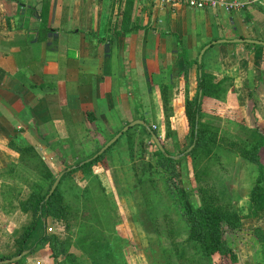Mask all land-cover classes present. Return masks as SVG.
<instances>
[{"label":"rangeland","instance_id":"1","mask_svg":"<svg viewBox=\"0 0 264 264\" xmlns=\"http://www.w3.org/2000/svg\"><path fill=\"white\" fill-rule=\"evenodd\" d=\"M262 58L263 61L255 66V58L246 51L232 66L221 62L215 73L206 70L216 76H226L234 70V76L230 75L231 78L223 85L222 97L227 107L241 108L248 122V129H245L225 114L209 113L205 120L214 129L218 128L223 138L246 142L251 138L249 129L255 128L257 123L264 126V86H255V79L264 70ZM173 64V78L178 85L176 94L180 97L183 87H187L193 96L198 81L194 70L186 78L181 75V62L176 60ZM163 82L154 89L159 94L162 86L168 85V81ZM135 92V101L131 99L124 103L127 109L123 112L125 118L108 121L106 125V119L97 113L101 125L97 122L99 126L91 128L88 133L80 125L73 129L76 131L72 130L73 133L70 129L56 135L51 127L54 124H41L38 128L27 116L28 125L16 129L14 135H10V141L0 134L1 254L13 255L15 240L32 220L31 213L21 208V202L29 197L35 186L47 189L50 185L38 165L37 155L58 176L61 171L75 167L78 161L100 149L120 124L141 119L137 118L139 115L146 116L148 125L157 126L153 129L174 156L181 154L178 151L186 144L185 109L184 103L173 98L175 90L167 91V104L163 94L161 100L156 101L153 91L146 93V89L141 87ZM82 121L88 122L89 127L92 125L87 114ZM140 132L137 127L129 136L122 138L89 174L78 171L59 182L66 202L75 214H72L70 223L50 220L46 231L70 240L79 264H212L210 258L202 257L199 245L189 239L190 226L185 210L187 206L196 208L203 202L213 201L221 208L227 207L242 215V227L231 232L230 237L238 249L240 263L257 264L255 253L259 245L253 228L264 227V210L257 216H248L251 214V189L259 174L257 165L241 156L236 149L228 150L221 146L217 158L208 163L209 173L198 174L206 160H195L188 152H183L177 165L181 189L178 192L169 187L170 175L162 165L163 158L157 152L154 139H147L146 145L141 144ZM131 140L134 141L133 152L130 150ZM24 146L35 147L33 152L36 154L21 158L19 147ZM143 164L154 167V171H147L143 176L148 187L142 186L141 182ZM182 193L187 196L183 197ZM92 241L98 253L90 255L82 246ZM259 258L257 252V260ZM60 260L62 264L68 263L65 259ZM54 262L50 248L45 247L25 257L21 264Z\"/></svg>","mask_w":264,"mask_h":264},{"label":"crops","instance_id":"2","mask_svg":"<svg viewBox=\"0 0 264 264\" xmlns=\"http://www.w3.org/2000/svg\"><path fill=\"white\" fill-rule=\"evenodd\" d=\"M42 9L52 30L40 34L39 44ZM238 38L264 41V4L226 12L160 0H0V134L10 141L28 125L27 116L38 128L54 124L56 135L77 126L88 133L92 125L82 121L88 112L106 125L120 121L136 90L161 100L154 89L163 81L175 84L173 62L183 69L179 55H200L207 45V71L215 73L221 62L232 66L246 51L255 66L263 61L264 45ZM255 80L264 86V70ZM173 90L177 98L178 87Z\"/></svg>","mask_w":264,"mask_h":264},{"label":"trees","instance_id":"3","mask_svg":"<svg viewBox=\"0 0 264 264\" xmlns=\"http://www.w3.org/2000/svg\"><path fill=\"white\" fill-rule=\"evenodd\" d=\"M131 1L134 0H128V2ZM128 14L129 5L126 9L125 15ZM51 30L52 28L47 25L45 12H43L42 9L40 20L39 22L37 21L36 43H42L43 39L40 37L41 33L46 32L48 34ZM254 46L263 47L256 44ZM179 56L183 58V69L181 75L188 78L192 68L195 66L197 70L196 77L198 81L197 89L193 96H190L189 89L187 87H183L181 96L175 99L177 102L184 103L183 107L185 109L184 124L186 128V142H184L186 144L181 147L178 152L187 153L188 148L195 144L192 150L188 152V155L192 156L195 160L199 159L198 161L206 160L205 165L202 166L198 174L209 173L208 163L214 161L215 158H217L218 154L220 153L219 147L221 146H224L228 150L236 149L241 156H244L251 162L255 163L258 167L259 174L255 185L251 189L249 203L251 214L248 216H257L261 211L264 210V126L260 123H257L255 128L249 129L251 131V138H249V140L246 142L238 143V139L231 141L228 137L223 138V135L220 134L219 129H214V127H212V125L205 120V117L208 116L209 113L218 116L225 114L229 119L236 121L243 128L248 129V122L242 109L238 107H227L222 97L224 93L223 85L231 77L225 76L221 78L220 76L208 73L205 70L204 61L199 63V54H197L195 57L184 54H180ZM200 70H202L201 75L199 72ZM176 86L178 87V85L174 83H170L168 85L164 84L162 86V94L166 104L169 103L167 91L172 90ZM141 117V119L146 120L145 115H141ZM88 119L92 124V127L88 129L89 132L91 128L95 129L97 126L101 125L93 112H88ZM97 122H99V125ZM129 123L130 121L126 122L122 127ZM122 127L118 128V130L109 137L106 136L107 139L105 142H103L102 147L111 138H113L122 129ZM137 127L141 131V144L146 145L147 139L153 140V134L157 135L156 130H154L151 125H134L103 154L86 161L92 158L102 148L101 147L92 155L78 161L75 167L61 171L64 172L61 178V183L72 173L81 171L85 174H89L92 172L95 166L105 159L106 155L111 151V149L114 148L122 140V138L129 136L133 129ZM41 136L44 137L45 135L41 134ZM12 143L13 142H11V144ZM133 144L134 141L131 140L130 150L132 152L134 149ZM163 146L166 151L163 152L158 147L157 152L163 158L162 165L169 172V187L172 190L181 192L177 168L180 160L174 157L173 152L169 151L167 146L164 144ZM19 148L22 152L20 154L21 158L25 159L28 156L36 154L33 152L35 148L33 146H24ZM37 158L39 161L38 165L42 169L43 176L49 180L50 185L47 189H43L41 186H35L29 197L21 202V208L25 212L31 213L32 220L25 226L22 233L15 240L13 255L0 253V260L21 254L25 250H30V252L22 259L16 261L21 264L23 263L25 257L34 254L40 249L49 247L52 258L55 261L54 264H62L60 259L67 260V264H79L77 255L71 249V241L61 238L58 234L49 233L46 231L50 220H59L70 223L73 217L72 214L75 213L71 211L69 204L66 202L65 194L61 189V184L56 188L54 193L50 195L49 198H47L57 176L41 156L37 155ZM184 158L185 156L183 159ZM147 171H154L152 164H143L141 182L144 184L142 185L144 187H148L146 180L143 179V176H145ZM182 196L186 197L187 194L182 193ZM185 213L190 226L188 237L190 240L199 245L202 257L210 258L212 264H241L239 261L240 255L238 249L230 237L231 232L234 230H239L242 227V215L240 213L232 211L227 207L221 208L213 201L203 202L196 208L187 206ZM253 235L257 238L259 245L255 253L257 264H264V227H254ZM82 248L83 250L87 249L90 255L98 253V249L93 241L88 242V245H84ZM257 252L260 257L258 260Z\"/></svg>","mask_w":264,"mask_h":264},{"label":"water","instance_id":"4","mask_svg":"<svg viewBox=\"0 0 264 264\" xmlns=\"http://www.w3.org/2000/svg\"><path fill=\"white\" fill-rule=\"evenodd\" d=\"M220 42H225V41H228V40H225V39H223V40H219ZM234 41H236V42H250V43H256V44H262V45H264V41L263 40H256V39H251V38H246V39H242V38H238V39H236V40H234ZM209 47V45H207V46H205L203 49H202V51H201V53H200V55H199V63H202V61H203V55H204V53L206 52V50H207V48ZM202 74V71L200 70V75ZM137 124H144V125H146L147 126V122H146V120H144V119H136V120H134V121H131L129 124H127V125H125L113 138H111L110 140H109V142H107L106 143V145L105 146H103L92 158H90V159H88V160H86V161H89V160H91V159H93V158H95V157H97V156H99V155H101V154H103L111 145H113L127 130H129L131 127H133L134 125H137ZM153 138H154V140H155V143L157 144V146L163 151V152H165L166 150H165V148H164V146H163V144H162V142L160 141V139H159V137L156 135V134H153ZM194 145L195 144H193L190 148H188V150H187V152H189V151H191L192 150V148L194 147ZM184 155V153H181V154H179V155H176V156H174L176 159H179L180 157H182ZM43 158H45V157H43ZM84 163V162H83ZM63 174H64V172H61L58 176H57V178H56V180H55V182H54V184L52 185V188H51V190H50V193H49V195L47 196V198H49L50 197V195H52L53 193H54V191L56 190V188L58 187V184H59V182L61 181V178H62V176H63ZM30 252V250H25V251H23L21 254H18V255H16V256H13V257H10V258H6V259H3V260H0V264H8V263H13V262H16V261H18V260H20V259H22L25 255H27L28 253Z\"/></svg>","mask_w":264,"mask_h":264},{"label":"built area","instance_id":"5","mask_svg":"<svg viewBox=\"0 0 264 264\" xmlns=\"http://www.w3.org/2000/svg\"><path fill=\"white\" fill-rule=\"evenodd\" d=\"M162 4H186L189 7L196 9H205V8H222L226 12H231L236 9L244 7L248 4H264V0H160ZM157 128L156 125L153 126Z\"/></svg>","mask_w":264,"mask_h":264}]
</instances>
